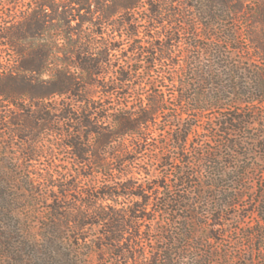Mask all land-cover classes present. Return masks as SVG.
Segmentation results:
<instances>
[{
  "label": "trees",
  "instance_id": "obj_1",
  "mask_svg": "<svg viewBox=\"0 0 264 264\" xmlns=\"http://www.w3.org/2000/svg\"><path fill=\"white\" fill-rule=\"evenodd\" d=\"M109 1L8 0L16 9L10 12L9 20L0 24V46L14 52V60L10 64L0 61V99L21 107L23 112L28 111L24 115L29 130V136L24 137L26 142L31 145L40 134L53 131L61 138L59 145L77 161L76 172L54 184L58 195L50 207L52 224H59L62 232L71 230L75 241L87 239L84 232L88 226L103 227V237L98 240L100 247H106L117 260L133 261L144 256L137 254L136 250L124 248L125 234L131 231L134 239H140L141 223L150 220L146 211L156 207L157 212L169 216L187 212L192 214V218L199 214V200L205 197V193L201 191L202 186H196L193 181L198 174L186 171V165L190 164L189 154L194 153L199 164L205 166L202 171L207 173L210 180L207 185L214 193L226 188L222 180H240L241 184L247 180L249 167L242 165L227 176L223 160L225 157L232 159L234 155L244 159L247 156L242 152L244 140L239 138L247 135L253 113H257L256 106L264 104V68L250 73L253 75L251 80L245 82L246 78L239 76L238 67L228 64L223 56L220 63L225 70V78L211 71L210 67L207 69L208 66L183 71L181 76L189 80L180 82L182 90L176 99L183 109L182 114L192 115L199 121L208 111H216L218 124L211 142H220L227 154H218L213 149H191V135L196 124L183 125L179 116L174 119L179 128L171 136L173 144L169 150L166 142L159 140L153 152L151 143L158 134V125L168 112L162 81H170L167 77L173 75L159 72L154 78L153 66L171 60L175 47L171 42L177 39L167 33L161 37L165 43L153 44V51L131 45L121 58L123 63L117 66L114 58L120 48L107 41L101 42L107 27L116 33L127 29L130 38L136 37L138 32L133 28L132 13L140 10L143 4L151 12L149 20L157 22L159 18L158 11L152 9L151 0H111L110 6L107 5ZM204 1L210 4L209 9L214 10L209 18L205 17L207 28L213 27L217 21L218 5L219 8L222 6V25L230 23L232 17L244 11L240 4L229 6L232 0ZM258 1L251 17L264 23V2ZM175 15L183 19L186 16L181 12ZM116 16H121L123 21H115L113 17ZM178 30L181 31L180 28ZM250 41L256 46L258 60L264 65V39ZM237 43L233 30L223 29L222 46L226 44L232 48ZM215 51L212 63L221 61L218 54L222 53L221 46ZM149 56L152 60H148ZM197 61L193 59L191 65H197ZM140 63L144 64V69ZM142 75L153 78L148 90L141 84L134 85ZM113 76L114 79L109 81ZM53 98H59L60 102L57 108L47 110L44 102ZM21 102H27V106ZM14 121V125H18L19 119ZM17 131L13 133L14 138L19 136ZM160 135L167 138L166 134ZM258 144L264 149L263 143ZM149 151L151 155L146 162L141 155ZM165 151L173 152L175 156H167ZM225 161L230 164L232 160ZM172 165H175L172 167L173 187L166 184L170 179L166 173L155 175L160 167ZM81 178L91 181L89 190L79 188L78 180ZM100 179L114 186H101L97 181ZM120 180L126 181L122 183ZM141 180L161 181H151L142 186L137 184ZM153 184L157 190L150 187ZM189 184L193 187L190 193H194L191 198L183 191ZM120 198H133L140 202L126 210L100 204ZM232 199L227 195L219 200L220 208L235 205ZM83 209L86 214L81 211ZM186 231L165 238L169 248L155 256L156 264H173L177 256L181 257L183 249L176 244L177 236L183 235L187 240ZM194 262L203 264V257L196 258Z\"/></svg>",
  "mask_w": 264,
  "mask_h": 264
},
{
  "label": "rangeland",
  "instance_id": "obj_2",
  "mask_svg": "<svg viewBox=\"0 0 264 264\" xmlns=\"http://www.w3.org/2000/svg\"><path fill=\"white\" fill-rule=\"evenodd\" d=\"M110 1L107 2L109 6ZM260 1L264 2V0ZM151 3L154 6L152 9L158 11L157 22L148 19L151 12L143 4L140 10L132 13L135 21L133 28L138 32L136 37L130 38L127 29L116 33L111 27H107L105 36L102 41L100 40L120 48L114 58L118 66L123 63L121 58L127 54L131 45L150 48V51H153V44L165 43L161 38L165 34L169 33L177 39L171 42L175 46L171 60L153 66L152 77L157 78L159 72L173 73L171 77L167 75V78H170V81L172 79L173 82L162 81L168 112L157 127V133L166 134L167 138L155 134L150 150L153 152L156 150L155 145L159 140L165 141L169 150V146L173 144L170 140L171 136L179 128L177 126L179 123H174V119L179 116L183 125L196 124L191 135V149H213L218 154L225 155L226 148L220 142H211L212 133L216 132L218 124L216 111H208L199 121L192 115L182 114L183 109L176 99L182 90L180 82L189 79L183 78L181 74L196 67L208 66L207 69L210 67L211 71L225 78L226 73L220 63L223 56L228 64L238 67L239 76L245 77V82L251 80L253 75L250 73L262 70L264 65L258 60L256 46L250 41V39L254 41L259 38L264 39V23L256 22L261 19L256 20L251 17L255 9L254 5L259 1L232 0L229 6L240 4L244 11L232 17L233 20L224 25L221 24L222 6L219 8L218 5L217 21L209 28L206 26L205 17L209 18L214 10L208 8L210 4L207 1L151 0ZM15 9L8 0H0V24L4 20H9L10 12ZM179 12L186 14L185 19L175 15ZM85 17L90 18L89 15ZM113 19L118 20L119 23L123 21L121 16ZM179 28L181 31L178 30ZM225 28L233 30L238 41L232 48L221 44ZM64 43L62 41V44ZM219 46L222 50V53H218L221 61L216 60V63H212L215 61L212 56L216 54L215 50ZM5 50L0 46V61L10 64L14 60V52ZM193 59L198 60L197 65H191ZM148 60H152V56H149ZM139 66L144 69L143 63ZM113 79L114 76L110 77L109 81ZM152 81L153 78H149V75H142L134 85L141 84L145 90H148ZM59 102V98H53L44 102V106L47 110H51L57 108ZM20 104L27 106V102ZM255 110L257 113H253L247 135L242 136V139L239 138L244 140L242 152L246 153V158L234 155L232 159L225 157L223 160L227 176L232 175L242 165L249 167L247 180L242 184L239 183L240 180H222L226 188L214 193L207 185L210 181L207 173L202 171L205 166L199 164L194 153L189 154L190 164L186 165V171L198 174L193 181L196 186H202L201 191L205 193V197L199 200L197 209L199 214L192 218V214L187 212L169 216L157 212L156 207L149 209L146 213L149 214L150 220L141 223L140 227L142 238L134 239V233L130 231L125 234L123 242L124 248L136 250L137 254H142L144 257L133 261H120L106 247H100L101 242L98 240L103 237V227L88 226L84 232L87 239L75 241L71 230L62 232L59 224H52L54 220L51 217L50 207L54 204V197L58 195L55 187L57 185L54 184L65 180L70 173L76 172L77 161L59 145L61 138L53 131L40 134L31 145L26 142L24 137L29 136L27 133L29 130L24 115L28 111L23 112L21 107L0 99V264H156L155 256L169 248L165 238L186 230L187 240L183 235L177 236L176 244L183 249V254L181 257L177 256L173 264H195L194 260L201 257L203 264H264V149L258 144L259 142L264 144V104L256 106ZM18 119V125H14V120L18 121ZM15 130H18L19 136L14 138ZM165 152L167 156H175L173 152L170 154L169 151ZM150 155L149 151L141 155V159L147 162ZM225 160L232 161L226 164ZM143 166L146 167V163H143ZM173 166L175 165L160 167L155 172L156 176L165 173L170 176L166 184L172 187L175 185V177L172 175ZM97 181L101 186H114L101 179ZM120 181L123 183L126 180ZM151 181L161 180H141L137 184L144 186ZM78 182L81 190H89L92 186L91 181L85 178H81ZM150 187L156 189L154 184ZM192 188L190 184L183 188L190 198L194 196V193H190ZM214 195L215 198L212 197ZM227 195L233 198L231 202L235 205L221 209L219 200H223ZM139 202L138 199L120 198L117 201L107 200L100 204L118 206V209L126 210L128 206ZM69 203L75 204L74 201ZM81 211L86 214L84 209ZM219 214L222 216L220 217ZM55 221H58V218ZM183 256L185 259H182ZM160 264H169V262Z\"/></svg>",
  "mask_w": 264,
  "mask_h": 264
}]
</instances>
